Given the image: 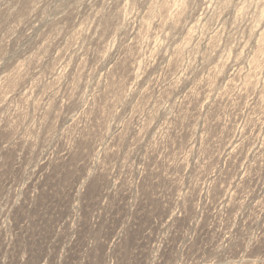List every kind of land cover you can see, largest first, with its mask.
Instances as JSON below:
<instances>
[{"label": "rangeland", "instance_id": "1", "mask_svg": "<svg viewBox=\"0 0 264 264\" xmlns=\"http://www.w3.org/2000/svg\"><path fill=\"white\" fill-rule=\"evenodd\" d=\"M0 264H264V0H0Z\"/></svg>", "mask_w": 264, "mask_h": 264}]
</instances>
